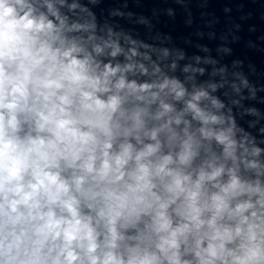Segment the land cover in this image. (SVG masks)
<instances>
[{"label": "clouds", "instance_id": "obj_1", "mask_svg": "<svg viewBox=\"0 0 264 264\" xmlns=\"http://www.w3.org/2000/svg\"><path fill=\"white\" fill-rule=\"evenodd\" d=\"M184 58L81 0H0V264H264L256 89Z\"/></svg>", "mask_w": 264, "mask_h": 264}, {"label": "water", "instance_id": "obj_2", "mask_svg": "<svg viewBox=\"0 0 264 264\" xmlns=\"http://www.w3.org/2000/svg\"><path fill=\"white\" fill-rule=\"evenodd\" d=\"M81 3L101 22L108 21L157 47H168L174 54L182 50L185 58L179 62L181 66L195 63L196 56L202 61L215 60V66L199 65L206 72L197 76L198 82L209 79L213 67L226 66L230 78L232 72H242L256 89L255 99H248V90L243 91V107H255L264 117V0H98L96 4L81 0ZM115 10L123 15H110ZM141 18L148 23H139ZM176 75L183 79L179 71ZM234 111L241 126L258 141L264 140L259 131L264 127V118L249 128V121L256 118L244 115L242 109Z\"/></svg>", "mask_w": 264, "mask_h": 264}]
</instances>
